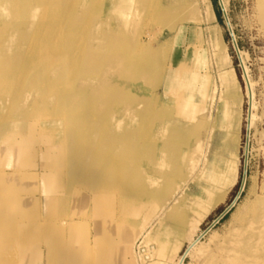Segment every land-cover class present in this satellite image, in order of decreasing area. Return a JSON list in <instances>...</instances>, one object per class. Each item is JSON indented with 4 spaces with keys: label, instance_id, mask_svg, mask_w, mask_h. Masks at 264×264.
I'll return each instance as SVG.
<instances>
[{
    "label": "bare ground",
    "instance_id": "1",
    "mask_svg": "<svg viewBox=\"0 0 264 264\" xmlns=\"http://www.w3.org/2000/svg\"><path fill=\"white\" fill-rule=\"evenodd\" d=\"M259 1L264 22V0ZM183 7L182 0H0V262L44 264L39 251H23V244L39 239L57 248L63 232L82 234L68 220L59 230L55 222L65 220L67 207L78 209L86 202L95 206L91 216L99 218L95 231L101 244L78 247L69 240L55 264L107 263V250L117 252L118 235L132 226L138 235L155 232L157 239L163 227L173 233L175 239H158L159 251L173 264L206 251L203 264H264V182L254 179L248 186L246 175L234 201L201 229L237 183L236 166L225 159L219 166L216 154L205 176L201 165L209 160L202 134L207 123L193 140L194 131L174 113L170 92L176 79L187 76L167 68L153 48L162 38L161 27L154 35L143 29L151 18L165 25ZM221 42L216 35L212 43L219 63ZM218 79L223 89V117H218L227 130L220 150L227 151L237 132L232 85L240 83L225 66ZM247 79L251 130L256 115ZM161 88L171 98L164 100ZM198 90L205 103L215 101L216 90L211 93L205 85ZM146 98L152 112L147 126L141 112ZM192 147L201 151L198 157L192 156ZM38 159L42 174L28 170ZM37 190L51 207L48 216L39 210ZM233 207L229 228L213 235L214 246L204 251L203 236ZM47 218L54 219L53 231L46 229ZM83 234L89 236L86 229Z\"/></svg>",
    "mask_w": 264,
    "mask_h": 264
},
{
    "label": "rangeland",
    "instance_id": "2",
    "mask_svg": "<svg viewBox=\"0 0 264 264\" xmlns=\"http://www.w3.org/2000/svg\"><path fill=\"white\" fill-rule=\"evenodd\" d=\"M182 1L184 3L183 9L181 10L179 8L177 11L174 10L175 14L173 18L167 19L165 25L164 22L154 21L155 19L153 18V20L151 18L149 23L144 25L143 29L149 35H154L158 34L159 28L161 27L159 35H162V38L160 37L159 40L157 39L156 42H153V48L158 50L159 57L161 60H164L163 64L167 68L186 74L183 76L188 77L173 80L175 84L170 92H172L171 97L174 113L188 123L189 127L194 131L193 140L195 139L197 130L199 129L198 131H200L201 128L203 129L204 123H207V128L205 130L203 129L202 134V147L206 154H208L209 160L207 165H201L202 169L205 168V176L210 175L212 170L211 164L215 161L216 154L219 159V166H223V162L221 161L223 159L230 164L235 163L236 166L237 183L233 187H229L226 196L211 211L204 222H202L201 229L204 230L237 197L243 185L245 167H247L248 186L254 179H257L260 184L264 182V22L261 18L262 13L259 0H224L226 9L224 5H221L220 0ZM161 30L164 33L161 34ZM216 35L222 40L220 46L223 56L222 63H219L213 55L212 43ZM221 66H225L228 71L233 70L240 83V86L236 83L232 85L236 95L237 132L235 141L227 151L220 150V145H222L223 137L227 131L222 130L220 127L223 118H219L223 117V102L220 97L223 89L218 79ZM247 77H249L254 90L253 113L256 115L255 124L251 130L248 127V115L251 110L250 103L252 99L248 95ZM182 83H185L187 87H182ZM201 85H205L211 93L216 90V99L214 102L208 100L205 103L203 95L201 96L197 93L199 91L198 87L201 88ZM159 92L164 100L171 98L167 96L164 88H161ZM146 103L141 108V112L144 114L142 122L145 126L148 125L152 115L149 98H146ZM205 106L206 110L204 109ZM207 115H212V118L208 120ZM212 126L216 127L211 133V139L208 140ZM219 130L220 132H218ZM36 134L37 131H33L31 136L34 137ZM248 141L249 148L247 152ZM188 143V141L185 142L186 145ZM191 144L193 145V142ZM192 151L194 152L192 154L194 158L195 156L198 157L201 153L200 150H196V147ZM38 161L36 166L30 167L28 170L42 174L44 167L42 166L41 160L38 159ZM205 178L203 177L201 180L203 183L207 182ZM246 193L247 191L245 190L238 200V203L244 201ZM36 194L41 198L39 210L42 211V215L48 216L51 213V207L46 203L45 195L42 191L40 192L38 190ZM218 194L219 191L216 190L215 196ZM94 207V205L87 207L86 202L79 204L78 209L69 206L66 208L65 220L63 222H55L59 230V226L62 225L63 227L68 220L69 224L75 226L74 230H82V234L72 235L69 232H63L62 239L61 237L59 238V243H63L59 244L57 248L50 247L39 239H34L36 242L29 240L30 244H23V251L32 248L31 250L34 251V254L38 251L40 252L38 255L42 256V262L44 264H55L56 259L61 258L63 255L60 250L64 252L65 242L69 240L78 247L85 243L101 244L97 236L98 234L95 231V225L99 221V218L95 215L91 216L94 212ZM235 209L236 207H233L208 234L203 236L200 245L204 251L210 250L214 246V242L211 240L213 235L216 233L217 236L225 234L230 226L231 214ZM53 221L49 218L45 220L47 230L53 227ZM122 223L120 220V224ZM165 225L170 226V223L167 222ZM85 229L89 232L88 237H85L83 234ZM162 229L163 233L160 234L158 239L166 240L167 238H176L173 233L168 234L164 227ZM197 232L199 234L200 230ZM155 234L154 232L149 235L147 233L143 235L140 232L138 235L135 227H127L118 235L116 242L113 244V246L117 245V252H114V249L112 250L111 247L110 250H107V254H110L109 262L106 263L102 260L99 261V264H119L122 262V258L124 264H173V262L167 260V257L159 251V240L155 237ZM15 237L11 239L13 242L17 240ZM18 239L21 240V238ZM181 242L186 245V238H181ZM129 244L131 247L126 250V246ZM11 250L17 251L15 248H10L9 251ZM204 253H196L188 256L184 264H203L208 251ZM2 259L3 257L0 255V261ZM9 259H7L8 261L0 262V264H19L17 261L11 263Z\"/></svg>",
    "mask_w": 264,
    "mask_h": 264
},
{
    "label": "water",
    "instance_id": "3",
    "mask_svg": "<svg viewBox=\"0 0 264 264\" xmlns=\"http://www.w3.org/2000/svg\"><path fill=\"white\" fill-rule=\"evenodd\" d=\"M220 2H221V5L223 6V2H222V0H220ZM224 10H225V9H224ZM225 14H226V12H225ZM235 46H236V45H235ZM248 148H249V141L247 142V152H248ZM246 175H247V167H245V175H244V179H245Z\"/></svg>",
    "mask_w": 264,
    "mask_h": 264
}]
</instances>
